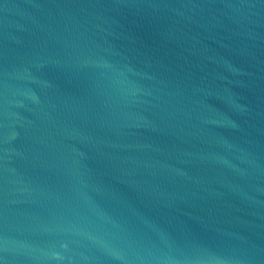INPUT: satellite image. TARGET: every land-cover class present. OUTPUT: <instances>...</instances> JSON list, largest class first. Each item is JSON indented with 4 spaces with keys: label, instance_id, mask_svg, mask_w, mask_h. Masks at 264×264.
Segmentation results:
<instances>
[{
    "label": "water",
    "instance_id": "95a60500",
    "mask_svg": "<svg viewBox=\"0 0 264 264\" xmlns=\"http://www.w3.org/2000/svg\"><path fill=\"white\" fill-rule=\"evenodd\" d=\"M0 264H264V0H0Z\"/></svg>",
    "mask_w": 264,
    "mask_h": 264
}]
</instances>
